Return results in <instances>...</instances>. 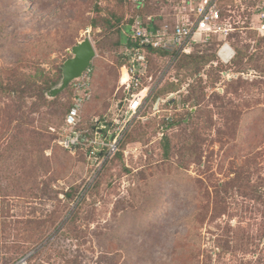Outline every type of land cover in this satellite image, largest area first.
Segmentation results:
<instances>
[{"label": "rangeland", "instance_id": "rangeland-1", "mask_svg": "<svg viewBox=\"0 0 264 264\" xmlns=\"http://www.w3.org/2000/svg\"><path fill=\"white\" fill-rule=\"evenodd\" d=\"M256 2L228 3L248 26ZM166 6L0 0V264H264V39L233 35L231 65L151 59V94L133 115L118 82L122 32ZM85 38L89 70L48 98ZM83 94L81 130L127 122L105 162L56 143Z\"/></svg>", "mask_w": 264, "mask_h": 264}, {"label": "built area", "instance_id": "built-area-1", "mask_svg": "<svg viewBox=\"0 0 264 264\" xmlns=\"http://www.w3.org/2000/svg\"><path fill=\"white\" fill-rule=\"evenodd\" d=\"M129 1L137 9H141L146 3V0ZM165 1L169 5V13L166 17L160 16L163 18L161 23H158L155 16L143 19L136 15L130 19L131 24L126 22L122 32L123 56L126 62L120 69L118 82L120 87L124 88V103L133 115L151 94L152 88L143 87L141 82L148 78L149 51L166 54V58L171 61L189 55L196 49L215 44L217 62L213 65L216 66L218 63L226 65L230 64L233 58L226 63L219 54L225 47L233 50L230 45L233 35L243 34L249 30L258 38H264V0H257L248 26L247 18L241 24L235 20V11L231 9L229 0ZM242 1L234 0V3ZM230 73L227 74L229 81L239 77V74L233 71ZM86 99L87 95L84 94L75 97L64 118V133L59 136L56 143L64 152L71 155L82 151L87 161L97 162L102 159L105 162L118 153L127 122L124 119L120 122L114 121L107 131H104V127L94 129L93 132L81 130L80 113ZM160 103L161 99L157 105Z\"/></svg>", "mask_w": 264, "mask_h": 264}, {"label": "water", "instance_id": "water-1", "mask_svg": "<svg viewBox=\"0 0 264 264\" xmlns=\"http://www.w3.org/2000/svg\"><path fill=\"white\" fill-rule=\"evenodd\" d=\"M220 57L228 63L235 52L228 47L221 50ZM225 54V58L222 55ZM72 57L67 59L61 67V81L58 86L52 88L48 93V98H54L72 82L79 80L89 70L92 60L95 58V50L89 38H85L80 43L71 48Z\"/></svg>", "mask_w": 264, "mask_h": 264}, {"label": "trees", "instance_id": "trees-1", "mask_svg": "<svg viewBox=\"0 0 264 264\" xmlns=\"http://www.w3.org/2000/svg\"><path fill=\"white\" fill-rule=\"evenodd\" d=\"M162 1V3L163 4H165V5H167L166 6V8L169 10V5H168V3H166L164 0H161ZM148 3H150V1L148 2ZM147 3V4H148ZM135 9H136V7H134ZM149 15H147V17H148ZM162 22V20H159L158 21V23H161ZM264 39V38H263ZM212 48H214V50H213V52L211 51V54H209V56H203V57H198V58H194L193 59V57L192 56H194V54L193 53H191V54H189V55H186V56H184L186 59H190V62L192 63V62H194V63H198V64H200L201 62H210V64H213L214 62H217V56H216V53H217V47H216V45H210ZM215 46V47H214ZM196 52V51H195ZM148 54H149V63H150V61H151V59L153 60V59H155L156 57H166V54H163V53H160V52H156V51H149L148 52ZM195 54H198V53H195ZM199 54H201L202 55V53L201 52H199ZM235 59H236V54L234 55V57H233V59L231 60V63L229 64V65H231L232 64V62H234L235 61ZM123 62L125 63L126 62V60H125V58H123ZM217 67V66H216ZM118 153H116V155H117ZM115 155V156H116ZM114 156V157H115ZM67 197H68V195H67ZM39 252L40 251H38V249H37V251H35L34 250V253L30 256V257H28L26 260H25V262L26 263H29L30 261H32L33 260V258L36 256V254H39Z\"/></svg>", "mask_w": 264, "mask_h": 264}, {"label": "crops", "instance_id": "crops-1", "mask_svg": "<svg viewBox=\"0 0 264 264\" xmlns=\"http://www.w3.org/2000/svg\"><path fill=\"white\" fill-rule=\"evenodd\" d=\"M134 6H135V5H134ZM135 7H136V6H135ZM136 9H137V8H136ZM130 19H131V18H130ZM130 19L128 20V23H129V24L132 23ZM159 20H160V17H157V21H159ZM125 25H126V24H125Z\"/></svg>", "mask_w": 264, "mask_h": 264}]
</instances>
